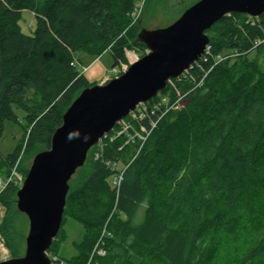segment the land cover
I'll return each mask as SVG.
<instances>
[{
    "label": "trees",
    "instance_id": "trees-1",
    "mask_svg": "<svg viewBox=\"0 0 264 264\" xmlns=\"http://www.w3.org/2000/svg\"><path fill=\"white\" fill-rule=\"evenodd\" d=\"M141 1L0 0V138L5 122H18L14 107L27 122L23 142L0 153L8 178L23 150L49 149L64 112L89 87L75 62L79 53L108 51L114 67L129 65L126 50L146 49L137 40ZM23 11L35 16L32 34L19 24ZM207 34L205 59L161 91L166 108L150 110L123 135H107L91 148L69 181L50 256L66 240V217L84 229L76 254L58 256L66 264H210L208 232H236L238 208L264 189V13H232ZM224 52L230 53L221 60ZM19 187L12 178L0 192L6 213L0 237L14 257L20 253ZM250 248L242 264L264 257V237Z\"/></svg>",
    "mask_w": 264,
    "mask_h": 264
},
{
    "label": "water",
    "instance_id": "water-1",
    "mask_svg": "<svg viewBox=\"0 0 264 264\" xmlns=\"http://www.w3.org/2000/svg\"><path fill=\"white\" fill-rule=\"evenodd\" d=\"M257 18L264 0H199L172 24L141 29L137 40L148 52L111 80L84 88L66 109L49 149L37 153L17 191L16 208L29 230L25 253L0 264H51L48 250L62 226L69 181L116 124L150 102L204 55L207 31L232 14Z\"/></svg>",
    "mask_w": 264,
    "mask_h": 264
},
{
    "label": "rangeland",
    "instance_id": "rangeland-1",
    "mask_svg": "<svg viewBox=\"0 0 264 264\" xmlns=\"http://www.w3.org/2000/svg\"><path fill=\"white\" fill-rule=\"evenodd\" d=\"M197 1L199 0L141 1L137 5L135 17L139 18L140 30L143 28L155 29L166 27L176 21L188 7ZM19 24L25 34H32L36 25L35 16L30 11H23ZM147 52V48L144 51L138 48L126 50V59L130 64L131 62H134L135 60L144 56ZM228 53L230 52H224L220 56L224 57ZM130 54H133L134 59L130 58ZM77 58L78 61H80V63L77 64L80 73H83L85 79L89 83V87L103 84L112 78L119 76V73L123 72L128 67V65L124 63H120L112 67L113 58L108 51L99 57H94L85 53H79ZM115 69L116 71H114ZM188 73L192 74V72L189 70L184 75L189 76L190 74ZM184 79V76H181L179 80H174L181 82ZM173 83L176 82L173 81ZM161 96L162 94L159 92L155 98H159ZM162 103L163 104L159 106V108H166L168 99L163 100ZM14 112L18 117V122H5L3 135L0 138V153L3 156L7 155L8 153H12L18 144L23 142L22 139L24 126L27 125L25 120L26 115L25 112L20 108L14 107ZM126 122H128V119H126ZM110 133H108V136H106L110 139H114L119 135H123L125 131L118 125V127L115 128V130L110 131ZM101 141H99L98 144H101ZM97 145L93 146V149L96 148ZM93 149L89 150L90 152H88L87 155H89ZM36 152L37 150L34 149L31 154L26 153L24 150L20 153L19 163H17L18 169L17 171L15 170L19 177H23V172L25 171L27 174L29 168L32 165L34 156L39 153ZM25 176L26 175H24L23 179ZM7 179L9 178L5 175V173L3 174L2 171H0V192L4 189L6 183L8 182ZM16 180L18 181L17 178ZM21 184L22 183H19V186H21ZM245 200V203L240 205L236 212L238 216V223L236 232L234 234L209 231L206 235L204 247L209 249L210 264H242V261L250 253V247L253 248L256 243L262 237H264V189L257 197H255V195L252 193H249ZM5 214L4 208L0 204V222ZM19 222L22 227V229L20 227L21 232L19 233V256H22L25 253V239L29 230V221L27 216L21 213ZM63 231L65 232L66 240L60 246L58 256L70 258L76 254L74 243H77L81 240L84 229L79 222L70 217H66L63 224ZM101 255H103V253ZM12 257L14 256H12L10 251L5 247L2 237H0V261ZM262 262H264V257H261L256 264H260Z\"/></svg>",
    "mask_w": 264,
    "mask_h": 264
},
{
    "label": "built area",
    "instance_id": "built-area-1",
    "mask_svg": "<svg viewBox=\"0 0 264 264\" xmlns=\"http://www.w3.org/2000/svg\"><path fill=\"white\" fill-rule=\"evenodd\" d=\"M209 53V46L206 48V51H205V53H204V55L200 58V59H205V57H206V55ZM226 57L224 56V57H222L221 58V60H223V59H225ZM76 62V64H78V62L77 61H75ZM197 63V62H196ZM192 67V66H191ZM114 71H116V69L114 70ZM189 71V69L187 70V71H185L183 74H185V73H187ZM182 74V75H183ZM181 75V76H182ZM181 76H180V78H181ZM180 78H177V79H180ZM171 81V80H170ZM169 81V82H170ZM168 82V83H169ZM163 100H167V98L165 97V96H161V97H159V98H154V99H152L149 103H143V104H140L134 111H132L125 119H123V120H121V121H119L117 124H116V126H115V128H117L118 127V125L126 132V131H128L130 128H131V122L133 121V120H135V119H142L144 116H146V115H149V111L151 110L152 112L154 111V110H159L160 108H159V106H161L163 103H162V101ZM140 106H141V108H140ZM139 108H140V110H139ZM126 119H128V122H126ZM115 128L113 129V130H115ZM112 130V131H113ZM135 136H138V138H143L142 136H139V135H137V134H135ZM12 178H14V179H18V183H22V181H23V177H19L18 176V174L15 172V169L13 170V172H12V174H11V176H10V178L8 179V181H10ZM121 179H122V172L119 174V175H117V176H115L114 177V183H119L120 181H121ZM1 182V181H0ZM100 254H102L103 252H99ZM48 256H49V258H50V260H51V264H66L65 263V261L64 260H62L61 258H59L58 256H56V255H52V256H50L49 254H48Z\"/></svg>",
    "mask_w": 264,
    "mask_h": 264
},
{
    "label": "bare ground",
    "instance_id": "bare-ground-1",
    "mask_svg": "<svg viewBox=\"0 0 264 264\" xmlns=\"http://www.w3.org/2000/svg\"><path fill=\"white\" fill-rule=\"evenodd\" d=\"M130 58H131V59H134V56H133V54H130ZM48 254H49V253H48Z\"/></svg>",
    "mask_w": 264,
    "mask_h": 264
}]
</instances>
